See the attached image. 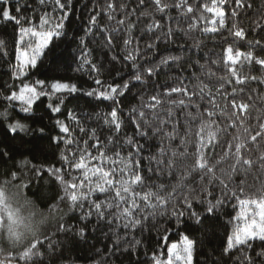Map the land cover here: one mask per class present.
Wrapping results in <instances>:
<instances>
[{
    "label": "snow or ice",
    "instance_id": "obj_1",
    "mask_svg": "<svg viewBox=\"0 0 264 264\" xmlns=\"http://www.w3.org/2000/svg\"><path fill=\"white\" fill-rule=\"evenodd\" d=\"M37 3L38 18L36 9L27 17L19 4L13 13L11 0H0V21L13 25L15 51L10 64L13 83L0 93L7 101L0 118L9 121L7 131L15 134L14 140L20 133L47 139V148L59 152L61 166H38L25 158L19 172L0 180V229L7 217L9 237L19 245L16 252L0 249V264H29L43 256L40 247L45 243L49 254L54 252L56 242L45 230L27 245L20 244L17 228L24 218L12 206L15 194L8 191L9 185L25 187L23 174L42 179L45 172L60 187L47 209L60 232L86 239V224L77 229L65 223V203L69 211L81 212L80 220L91 222L95 216L98 224L107 225L115 237L114 250L126 245L134 251L141 244L135 234L152 221L166 219L174 221L175 228L165 230L159 251L151 253V264H193L197 241L189 234L188 220L205 231L225 230L220 244L223 264H264V91L253 87L264 85V0L247 26L239 18L253 8L250 0H134L131 8L129 0H104L99 10H89L83 35L70 38L77 42L74 71L87 74L92 83L87 89L72 80L33 78L55 41L68 35L66 24L75 10L72 0ZM102 18L106 22L101 23ZM249 32L260 38L248 39ZM178 35L191 39L190 47L201 51L203 38L219 36L220 50L195 60L172 53L156 60L160 42L174 43ZM145 39L149 42L141 46ZM89 42L111 54L109 63L122 65L111 79L102 78L104 65L94 61ZM8 47L0 40L4 56ZM185 65L193 69L190 75L168 76L165 71L174 66L185 71ZM161 76L166 77L163 82ZM134 88L137 103L125 106ZM81 97L89 98L92 112L67 107L69 98ZM42 98L48 101L45 107L55 135L15 119L19 113L26 114L23 120L33 119V106ZM101 104L106 111H96ZM56 114L64 118L53 119ZM5 156L11 158L7 151L0 152ZM232 201L233 210H239L225 213L231 218L221 222L220 213Z\"/></svg>",
    "mask_w": 264,
    "mask_h": 264
},
{
    "label": "trees",
    "instance_id": "obj_2",
    "mask_svg": "<svg viewBox=\"0 0 264 264\" xmlns=\"http://www.w3.org/2000/svg\"><path fill=\"white\" fill-rule=\"evenodd\" d=\"M253 4V8L248 10V13L241 14L240 21L244 26H247L249 19H255L258 10L261 7L262 0H250ZM12 10L15 13V6L20 5L24 11L21 15L27 17H33V9H36L35 17L38 18L39 6L37 0H11ZM74 5V11L71 15V22L66 24V31L68 35L55 41L52 51L48 53L43 59L42 63L38 64L37 69L33 70V78L44 79L45 76L57 77L66 80H72L79 83L82 87L87 89L92 86L91 81L88 79L86 73H80L74 71L76 68L74 49L77 48V42L74 39H70L73 36L83 35V28L87 24L90 9L95 8L99 10V5L104 3V0H72ZM87 5V7H85ZM134 6V0H129V7ZM50 10V9H49ZM230 12V9H228ZM91 14H95L94 12ZM175 15V11L172 12ZM119 18V17H118ZM106 22V18L101 19V23ZM167 25V21H163ZM175 27V25H173ZM139 31L136 35H139ZM196 38L200 39V34H196ZM258 39L260 38L255 33L249 32L248 39ZM154 39V37H153ZM205 47L203 50L192 49L190 46L193 43L191 39H187L178 35L174 43L166 44L164 41L160 42V51L157 52L155 59L159 60L161 55H167L172 53L173 55H191L192 59L195 60L199 57L205 56L209 51L220 49L216 48L220 37L217 36L215 39L211 35L203 38ZM0 40H4L8 43L9 47L6 49L8 52L7 56L0 53V93L7 91L8 86L13 83L11 78V68L10 64L15 62V51L12 43L14 41V27L12 24L0 21ZM149 42L147 39L142 41L141 46L144 43ZM183 45V48H181ZM89 48L94 49L93 58L95 62H102L104 65V75L103 79L109 80L112 76H115L117 70L122 68L121 64L109 63L110 53L107 50H101L96 47L95 44L89 42ZM247 45L242 46V50H246ZM119 52V49L116 50ZM201 60V63H204ZM187 69V65H185ZM168 76L177 75H190L193 69H187L182 71L174 66L173 70H165ZM109 72L111 75H109ZM161 81L166 79L165 76L160 77ZM117 81L121 82L117 77ZM253 87L257 88L258 91H264V85L253 84ZM137 89H132L130 93L127 94L124 103L127 106L129 103H137L134 98ZM89 98L81 97L79 99L69 98L67 101V107L70 109H75L79 112H92L93 109L88 106L87 100ZM47 99L42 98V101H38L34 106V116L33 119L23 120L22 118L26 115L19 113L15 116V119H20L21 122L29 124L30 128L45 127L46 133L50 135H55L57 130L52 127V121L49 117L51 113L46 110L45 105L47 104ZM107 104V102H105ZM105 104H101L96 111H106ZM7 106V101H3L0 97V111H3ZM43 117V119H39ZM63 119V116L56 114L53 118ZM9 121L0 118V152L7 151L10 154L8 156L0 157V180L8 178L12 171H20L19 162L25 158H28L32 164L45 165V166H56L60 167L59 152L53 147L51 149L47 148L48 140H36L32 135H25L20 133L17 139H12L11 134L7 131V123ZM39 135V134H37ZM19 137H23V143ZM37 145L43 146L44 150L40 151ZM63 147V145H61ZM32 149V152L28 150ZM24 153V155H20ZM31 167V165H29ZM8 174L6 176L5 174ZM43 178L37 177L35 174L25 173L21 176V180L25 187L19 189L13 185H9L8 191L10 194H15L11 203L12 206L16 205L15 208H23L25 210H34L35 204L28 206L25 204L26 200L32 201L29 197H33L36 202H38L42 207L47 208L56 198V194L60 192V187L54 178L49 177L45 172L42 173ZM66 179L70 177L66 176ZM198 180V177L196 178ZM173 182L174 181H170ZM233 204L235 201L228 203L224 206L222 212L220 213L221 222H226L231 217L230 215H225V213L235 215L236 211L239 210L237 207L236 211L233 210ZM61 207L64 208L67 215L65 216V223L72 225L75 228H79L87 225L86 228V239H81L79 236H75L74 232H60L58 231V223L53 222L46 230V234L52 237V240L56 242L54 246V252L52 255L48 252V245L45 243L40 247V251L43 253L42 257H36L29 264H97L100 261H106L107 264H151L150 256L153 251H159L157 248L158 241L161 240L164 232L168 228H175V222H167L166 219H160L159 223L152 221L141 232H137L136 239L141 240V244L133 251L127 249L126 245H121L118 250H114V239L111 236L107 225L98 224L95 216L91 218V222L82 221L79 219L81 212L77 209L75 211H69L67 204H62ZM87 210V205H85V211ZM155 224V227L151 225ZM186 224L190 226L192 231L189 233L191 238L197 241L196 250L193 256V264H223L221 259L220 249L221 240L225 237V230L223 228L216 229L215 233L211 231H205L204 229H199V226L195 225L194 222L186 220ZM151 230H148V229ZM230 230V226H229ZM2 234V232H0ZM121 235L123 233L121 232ZM131 237H129L130 239ZM175 235H172V239H176ZM22 244V243H20ZM259 244V242H257ZM0 249L3 251L16 252L19 250V245L13 249L8 250V244L3 240H0ZM99 250V251H97ZM259 251V248L256 249ZM166 251V250H165ZM63 253L61 256L60 253ZM145 253H148L146 256ZM253 254L254 253H250ZM2 258V257H0ZM226 260L227 257H224ZM231 264V262H229Z\"/></svg>",
    "mask_w": 264,
    "mask_h": 264
},
{
    "label": "clouds",
    "instance_id": "obj_3",
    "mask_svg": "<svg viewBox=\"0 0 264 264\" xmlns=\"http://www.w3.org/2000/svg\"><path fill=\"white\" fill-rule=\"evenodd\" d=\"M35 204L34 210L20 209L19 215L24 218V224L17 228V231L22 234L20 243L27 245L34 235L46 230L54 221L49 217L47 208L42 207L33 197H29ZM16 207V205H13ZM30 222V223H29ZM7 217H4V227L0 229V240L8 244V250H13L17 243L9 237ZM6 252V251H5Z\"/></svg>",
    "mask_w": 264,
    "mask_h": 264
}]
</instances>
